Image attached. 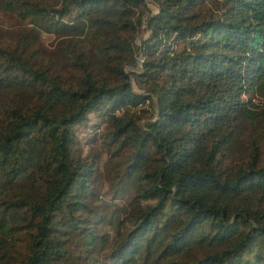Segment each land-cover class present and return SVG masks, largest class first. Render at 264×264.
Returning <instances> with one entry per match:
<instances>
[{
    "label": "trees",
    "instance_id": "1",
    "mask_svg": "<svg viewBox=\"0 0 264 264\" xmlns=\"http://www.w3.org/2000/svg\"><path fill=\"white\" fill-rule=\"evenodd\" d=\"M0 2V264H264V0Z\"/></svg>",
    "mask_w": 264,
    "mask_h": 264
},
{
    "label": "rangeland",
    "instance_id": "2",
    "mask_svg": "<svg viewBox=\"0 0 264 264\" xmlns=\"http://www.w3.org/2000/svg\"><path fill=\"white\" fill-rule=\"evenodd\" d=\"M18 22V17L14 12H9L5 9V4L0 2V29H12L15 24ZM46 45L51 48L54 47L56 44V38L54 36H48L45 39ZM140 42V38H137V43ZM81 139V144L83 145L84 151L90 152V153H99L100 159H99V168H98V179L100 185L103 187V191H105L106 187L109 184V178L111 177V161H108L107 152L101 146L100 140L94 143L86 144V133L79 132ZM118 202H121L122 199L118 198Z\"/></svg>",
    "mask_w": 264,
    "mask_h": 264
}]
</instances>
